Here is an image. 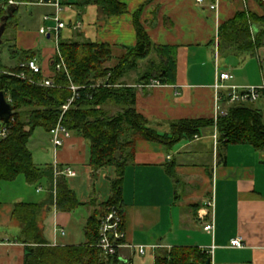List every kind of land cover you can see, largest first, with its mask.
Returning a JSON list of instances; mask_svg holds the SVG:
<instances>
[{
	"label": "crops",
	"instance_id": "1",
	"mask_svg": "<svg viewBox=\"0 0 264 264\" xmlns=\"http://www.w3.org/2000/svg\"><path fill=\"white\" fill-rule=\"evenodd\" d=\"M121 1L127 3L129 12L120 16H106L96 4L80 7L79 0L22 4L4 35L7 30L11 31L9 43L17 50L20 64L26 60L21 58L22 51L34 50L44 74L50 75V66L57 54V32L41 33L40 30L43 26L55 27L54 17L59 16L65 27L59 30L58 39L111 44L114 57L108 65L112 66L126 47L137 43L133 14L144 5L140 20L152 40L178 47L177 71L174 81L154 86L144 84L141 60L139 68L124 77L128 84L137 87V110L161 132L169 131L170 124L181 119L215 118L219 26L244 7L262 14L258 1L219 0L215 9L211 5L217 0ZM37 15L44 25L31 32L22 25L21 16ZM45 16L49 19L45 20ZM40 33L46 36L43 47ZM255 57L259 65L249 69L244 61H239L231 70L234 77L226 84L264 85V46ZM227 58L218 54L223 70L229 68ZM145 60L148 62L144 72L153 62L156 65L161 62L156 53ZM222 105L227 108L230 104L223 101ZM256 105L264 109V90ZM218 136L217 128L208 127L201 136L183 139L172 148L156 141L136 142L123 177V228L127 245L118 250L122 262L155 264L160 250L184 246L207 250L211 264H264V151L243 144L224 147ZM30 142L31 139L28 147ZM53 147L54 153L44 149L49 161L36 164L72 167L77 175L66 178L82 205L71 212L59 211L54 206L43 220L44 235L53 245L83 244L87 241L85 226L95 205L106 202L111 196V185L108 192L101 195L92 177L104 173L111 184L114 168L95 172L89 165V144L76 132H71L62 146ZM46 195V180L37 186L20 175L14 181L0 182V264L25 262L26 246L18 240L21 226L12 217L15 204L40 202ZM210 201L212 205L208 204ZM209 222L214 225L211 231L205 230ZM80 227L85 241L77 243L74 240L80 238L76 232ZM69 229L75 232L68 237ZM237 237L242 238V247L232 245ZM139 246L145 247L144 253L139 251Z\"/></svg>",
	"mask_w": 264,
	"mask_h": 264
},
{
	"label": "trees",
	"instance_id": "2",
	"mask_svg": "<svg viewBox=\"0 0 264 264\" xmlns=\"http://www.w3.org/2000/svg\"><path fill=\"white\" fill-rule=\"evenodd\" d=\"M8 1L0 0V25L11 7ZM15 1L19 2V9L22 4L40 0ZM257 1L262 14L244 7L219 26L217 47L221 57L234 56L245 61L248 56L257 55L258 49L264 46V0ZM89 4L98 5L106 16L129 12L127 3L121 0H79L77 3L80 7ZM142 9L144 5L133 14L137 43L126 47L115 65H108L114 57L111 44L59 39L61 56L56 54L54 57L50 75L33 73L21 65L3 67L0 73V91L11 97L13 106V114L8 121L10 132L0 141V182L14 181L20 175H24L32 185L46 180L47 195L42 201L17 202L13 210V220L21 226L18 240L25 244L27 250L24 264H122L118 252L107 255L98 246L101 218L113 205L123 215L125 167L131 161L139 140L156 141L172 148L181 140L194 139L202 135L203 129L214 127L221 146L243 144L264 151V109L256 102L230 103L226 114L218 115L217 119H181L172 122L170 130L165 132L153 127L150 120L137 110V87L128 84L124 77L137 70L141 60L156 53L161 62L158 65L153 62L151 68L141 75V81L144 84L150 83L151 79L162 84L174 81L178 51L175 45L157 44L152 40L140 20ZM17 12L9 17L6 29L13 24ZM16 51L12 50L14 57ZM35 57L34 50L21 53L22 59ZM61 58L65 65L57 69ZM22 72L25 77L20 76ZM45 79H50L52 84H42ZM75 93L78 96L64 110L63 105ZM59 122L87 140L89 165L95 172L109 167L115 172L111 179V196L106 202L95 205L85 226L87 241L83 244L53 245L43 231V220L54 206L59 211L71 212L82 205L66 176H56L53 165L36 164L28 147L38 127L50 132ZM126 151L129 154H125ZM218 154L220 156L222 152ZM169 172L174 176L172 169L169 168ZM208 258L211 256L207 250L178 246L160 250L155 264H206Z\"/></svg>",
	"mask_w": 264,
	"mask_h": 264
},
{
	"label": "built area",
	"instance_id": "3",
	"mask_svg": "<svg viewBox=\"0 0 264 264\" xmlns=\"http://www.w3.org/2000/svg\"><path fill=\"white\" fill-rule=\"evenodd\" d=\"M199 2H203L204 0H198ZM39 2L43 3V0ZM217 0L215 4L211 5L212 9L218 7ZM9 5H18L19 2L15 0H9ZM1 8V7H0ZM49 19V16H45V20ZM54 20L57 22L55 27L45 26L41 28V33L51 32L52 30H56L57 35V54L59 56V48H58V32L60 29L65 27V23L60 20L59 16H55ZM218 47H217V56H216V82H215V91H216V103H215V118L217 119L218 115L226 114L227 109L222 105V102L227 98V102L230 103H239V102H256L259 100L262 91L264 90V85L260 86H237V85H227L226 82L231 80L234 76L231 71L223 70L218 63ZM1 65V61H0ZM22 67L29 68L33 73H43V67L37 62L36 59H26L20 64ZM64 60L61 58L60 62L57 63V69H61L64 66ZM3 72L2 68H0V73ZM20 76L25 77V73H21ZM31 81L32 78L30 79ZM42 84L51 85L52 81L50 79H45ZM159 84L158 81L154 80L153 82L148 83V85L154 86ZM74 90H76V86H72ZM226 90V93L223 91ZM6 99L12 104V99L6 93ZM78 96V93H75L74 97L69 99L68 103L63 105V109L66 110L69 105L73 102L74 98ZM12 117V116H11ZM11 119V118H10ZM10 132L9 122H1L0 125V141L5 139ZM51 138L53 144L56 148L62 146L64 144L65 138L71 135V131H69L65 126H63L60 122L52 128L50 131ZM55 174L64 175V176H76L77 172L70 166H65L61 168L60 166H54ZM41 188L38 189L40 191ZM209 205L213 204V201L208 203ZM123 215L119 212L116 206H109L106 213L101 218V226H100V238L98 246L102 248L105 254L114 255L118 252V250L127 245L125 243V232L123 229ZM214 229V225L212 222H209L205 225V230L211 231ZM62 233L65 234V231L62 230ZM232 245L242 247L243 242L241 237H237L232 240ZM139 251L141 253L145 252L144 246H139ZM122 264H127L122 262Z\"/></svg>",
	"mask_w": 264,
	"mask_h": 264
},
{
	"label": "rangeland",
	"instance_id": "4",
	"mask_svg": "<svg viewBox=\"0 0 264 264\" xmlns=\"http://www.w3.org/2000/svg\"><path fill=\"white\" fill-rule=\"evenodd\" d=\"M22 13L26 14L24 9L21 10ZM22 18V25L27 27V30H30L31 32L38 31L39 28L44 25L43 24V19L41 16H21ZM44 27V26H43ZM9 32L10 30H7L6 34L3 37V42L0 43V61L2 62V65H0V68H13L16 67L17 65L20 64L19 59L20 56H13L12 55V50L14 49L13 46L10 45L9 43ZM41 42H42V47L45 45L44 40H46V36L44 34H41ZM52 46V45H51ZM263 47V46H261ZM260 47V48H261ZM259 48V49H260ZM258 49V51H259ZM119 50V49H118ZM40 59V58H39ZM40 62V60H39ZM146 60H143V65L141 67L143 68V73L144 70L146 69L147 66ZM247 64V68H251V66L259 65L258 59L255 56H248L246 60L244 61ZM240 63L241 65L244 63ZM227 64L229 65L227 68L228 71H231L233 67L239 65V60H237L234 56H230L227 58ZM141 69V68H140ZM234 70V69H233ZM236 70V69H235ZM239 72V69H237ZM247 86H260V85H247ZM53 143L51 141V136L49 135L48 131H46L42 127H38L35 130L34 135L31 138V142L29 145L30 150L33 153L34 161L35 163L38 164H46L49 160H46L49 158V154L45 153V148L50 149L51 153H54L53 151ZM53 147V148H52ZM50 153V152H48ZM125 154H129L128 151H126ZM104 173L100 174L98 176L92 177V183H95V186L97 187V192L103 195L104 193H107L110 187V182L109 179L105 177ZM24 176V175H23ZM92 184V185H93ZM40 183L37 185L39 186ZM93 193V191H92ZM68 231V230H67ZM71 232H75L73 229H69L68 231V237L70 236ZM78 232V235H80V238H78L77 243H81L85 241L84 237V230L83 228H78L76 230ZM74 236V235H73Z\"/></svg>",
	"mask_w": 264,
	"mask_h": 264
},
{
	"label": "water",
	"instance_id": "5",
	"mask_svg": "<svg viewBox=\"0 0 264 264\" xmlns=\"http://www.w3.org/2000/svg\"><path fill=\"white\" fill-rule=\"evenodd\" d=\"M18 5H12L8 8V13L3 16L2 18V24L0 25V43H2V36L5 33L6 30V24L9 19V17H12L14 13L18 10ZM13 114V106L12 104L7 101L5 92L0 91V125L1 122H8L10 120V117ZM206 264H211V258H208L206 261Z\"/></svg>",
	"mask_w": 264,
	"mask_h": 264
}]
</instances>
